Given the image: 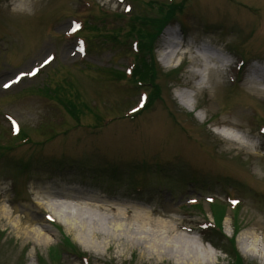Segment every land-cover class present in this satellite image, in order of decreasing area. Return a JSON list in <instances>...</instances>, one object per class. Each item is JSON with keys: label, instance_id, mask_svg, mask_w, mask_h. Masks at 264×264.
<instances>
[{"label": "rangeland", "instance_id": "obj_1", "mask_svg": "<svg viewBox=\"0 0 264 264\" xmlns=\"http://www.w3.org/2000/svg\"><path fill=\"white\" fill-rule=\"evenodd\" d=\"M76 18L89 21L77 33L88 40L84 55L75 37L63 35ZM168 26L185 41L164 67L161 35ZM136 33L141 59L129 47ZM200 45L220 60L224 52L240 69L225 74L214 61L202 71L194 53ZM45 53L55 58L36 76L2 87L38 67ZM133 69L142 84L117 81ZM260 76L264 0H0V264H177L185 253L175 248L177 238L198 240L195 234L215 247L214 264H262L244 256L239 242L258 227L264 247ZM151 86L147 107L132 116ZM184 92L192 94L191 110L177 98ZM47 188L144 210L150 221L143 233L139 222H130L105 249L111 213L80 211L83 202L51 199ZM231 199L239 203L232 206ZM35 202L42 206L39 219L52 218L44 220L48 246L27 240L1 214L13 208L24 217ZM51 204L97 238L86 243L67 231ZM165 223L176 231L164 233Z\"/></svg>", "mask_w": 264, "mask_h": 264}, {"label": "bare ground", "instance_id": "obj_2", "mask_svg": "<svg viewBox=\"0 0 264 264\" xmlns=\"http://www.w3.org/2000/svg\"><path fill=\"white\" fill-rule=\"evenodd\" d=\"M180 37H183V34L180 31L174 32L170 26L166 27V29L162 31L161 43L162 46H164L165 48L162 49V52L160 54V61L164 67H169L172 62V59L175 56L179 55L180 52L178 51V48L182 41ZM195 57L198 58L197 65L198 64L201 65V62L204 63L203 64L204 70L202 71H206V72L209 71L210 70L209 63L214 61L219 63L221 66L224 65L223 59L221 60L219 58L217 59L218 57L217 55L213 57L212 54H210L209 51L205 49V46L202 45L198 47V51L195 54ZM200 76H201L200 74H197L196 78H200ZM259 78L260 80H264V77L260 76ZM22 80H20V82ZM10 89L11 88H9L8 90ZM191 97L192 94L190 93L188 94L184 92L177 94L179 103L183 107L189 110H191L193 107V104L190 101ZM46 192L48 194V197H51V199L60 198L67 200H77L79 203L83 202L85 208H78V210L80 211L93 209L99 211L101 214L111 213L108 216L109 218L106 219L105 222L106 224H104V227H107L109 231V232H105V234L108 235L103 238L104 239L103 244L105 243V249L110 248V245L112 243H116L117 233L128 232L130 230L128 228L129 227L128 224H130V222H134V221L139 222L140 226L137 229L141 230V233H143V231L145 232V228L148 225V221H150L151 213H148L144 210L140 211V209L137 208L135 209L136 211H133L127 206L119 208L117 207L116 204H113L108 201H102L99 197L94 195L84 197L82 196V193H80V191H75V190L67 191L64 189H59L54 191L52 188H47ZM29 207L30 209L27 215H25L24 217H21V215L18 214L19 211L13 208H10L8 212L4 208L1 210V214L9 224H12L13 229L18 233L20 232L23 233V235L26 237L27 240L40 246H48L50 242L48 235L45 232V230H48L45 222L46 221L45 216L43 215L45 221L42 218L39 219L40 209L42 208V206H39L35 202L34 204H30ZM47 207L51 211L55 212L54 215L56 219L59 220V222L62 225H64L67 231L77 233L78 237L82 239L83 242L88 243L87 240H89L90 237L91 239L97 238L98 234L95 231L90 232L89 237L87 235L88 233L83 234V232H85V229L79 226L81 224L80 223L77 224L76 221H70L66 216H63L58 212H56L57 207L56 206L53 207V204H51V206L47 205ZM12 215H18L16 221L13 220ZM103 215H101L100 217V225L102 222L104 223V220L102 219ZM29 221L32 222L33 224H37V226L40 227L39 230L30 226ZM96 222L97 221L92 220V223H96ZM23 223L28 224V226L24 228ZM160 227L161 230L164 231V233H170V232L173 233L174 231H176L175 225L172 226L169 225L168 223L162 224ZM259 230H261V228L255 227L254 232L252 231V233H249L245 237H241L239 242L242 246V253L244 256L249 257L251 259H260L262 264H264V247L259 248V244L261 243V241L259 240L258 242V237L257 238L255 237L256 232H258ZM130 238L131 236L129 237V239ZM140 239L143 241L144 238H138V242H137L139 245V249L142 252L143 248ZM177 239L180 243L178 242V247L175 248L178 249V251L185 252L182 258L178 257V259H176L177 262H179L177 264H214L215 260H217L218 252L210 244L201 243L200 241L198 242L196 240H192L191 237L190 240L186 236L185 237L181 236L180 238ZM192 241H194L193 244ZM262 243L264 242L262 241ZM186 257H188L189 259H185Z\"/></svg>", "mask_w": 264, "mask_h": 264}, {"label": "snow or ice", "instance_id": "obj_3", "mask_svg": "<svg viewBox=\"0 0 264 264\" xmlns=\"http://www.w3.org/2000/svg\"><path fill=\"white\" fill-rule=\"evenodd\" d=\"M75 28H79V25H75ZM54 56L48 54V53H45L39 60H37V64L39 65L38 67H31L30 69L26 70V71H22L20 73V75L16 76L15 79H9L7 82H4L2 83V87L4 89H9L12 87V85L14 83H18L22 78L23 76L25 75H30V76H35L41 68H43L45 65L49 64L52 62V60H54ZM9 120H11V117L8 118ZM12 124L13 126L16 125V122L13 120L12 121ZM233 205L239 203L238 201H232Z\"/></svg>", "mask_w": 264, "mask_h": 264}, {"label": "trees", "instance_id": "obj_4", "mask_svg": "<svg viewBox=\"0 0 264 264\" xmlns=\"http://www.w3.org/2000/svg\"><path fill=\"white\" fill-rule=\"evenodd\" d=\"M142 56V55H141Z\"/></svg>", "mask_w": 264, "mask_h": 264}]
</instances>
